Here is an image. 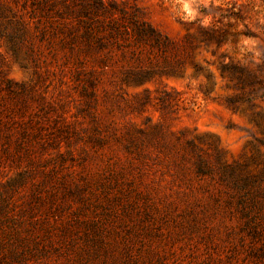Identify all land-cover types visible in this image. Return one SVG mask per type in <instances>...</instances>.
I'll use <instances>...</instances> for the list:
<instances>
[{
	"label": "rangeland",
	"instance_id": "374dc122",
	"mask_svg": "<svg viewBox=\"0 0 264 264\" xmlns=\"http://www.w3.org/2000/svg\"><path fill=\"white\" fill-rule=\"evenodd\" d=\"M103 1L135 5L176 42L194 36L202 8L233 6L253 36L214 55L198 47V74L104 80L92 96L49 59L36 65L0 40L21 101L8 99L15 112L1 119L28 132L22 149L0 137V264H264V96L232 111L224 100L242 91L217 69L221 54L264 63V0ZM162 92L171 113L160 111Z\"/></svg>",
	"mask_w": 264,
	"mask_h": 264
},
{
	"label": "trees",
	"instance_id": "16d2710c",
	"mask_svg": "<svg viewBox=\"0 0 264 264\" xmlns=\"http://www.w3.org/2000/svg\"><path fill=\"white\" fill-rule=\"evenodd\" d=\"M200 12L201 18L189 23L196 24L194 36L176 42L153 27L135 5L103 0H0V40L5 41L14 56L24 46L25 54L36 65L37 57H44L41 62L49 59L48 64L68 74L71 81L81 86L84 95L92 96L104 80L114 86H134L162 77H182L186 68L198 74L206 71L205 66L194 61L198 47L208 49L212 46L214 55L232 40L253 36L246 25L237 28L236 22L241 21V16L233 6H210ZM204 19H209V23L204 24ZM219 58L220 75L242 91V94L227 97L225 106L232 111L243 104L251 108L254 98L264 96L263 61L249 67L225 62L222 54ZM12 85L0 68V137L7 141L13 137L15 149H22L28 132L21 129L14 134L8 122L1 119L6 112L9 115L15 112L14 106L21 103L19 92L11 89ZM146 92L144 89L136 98L134 110L140 111L149 102ZM8 99L14 106L8 105ZM157 100L162 113L172 112L168 111L171 107L168 92H162ZM40 130L33 131L30 136L39 138ZM36 143L42 145L40 141ZM200 168L199 162L197 169Z\"/></svg>",
	"mask_w": 264,
	"mask_h": 264
}]
</instances>
